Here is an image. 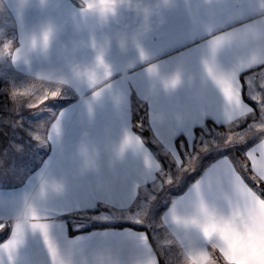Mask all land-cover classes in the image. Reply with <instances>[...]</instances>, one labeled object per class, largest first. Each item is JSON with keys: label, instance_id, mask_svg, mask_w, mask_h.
<instances>
[{"label": "crops", "instance_id": "crops-1", "mask_svg": "<svg viewBox=\"0 0 264 264\" xmlns=\"http://www.w3.org/2000/svg\"><path fill=\"white\" fill-rule=\"evenodd\" d=\"M172 2L121 0L117 8L116 0H0V45L13 41L10 56L0 55V77L67 91L32 137L22 139L23 128L0 123V233L6 232L0 264H172L165 256H181V250L164 243L175 230L170 218L187 214L198 200L224 209L234 194L231 166L248 185L236 161L221 155L168 196L150 223L152 209L146 223L127 219L145 207V192L160 180L167 155L191 146L198 129L248 117L254 103L248 84H264V63L240 65L247 49L207 50L212 35L247 27L254 0ZM213 8L219 15L209 29ZM209 57L225 70L223 79L240 85L246 107L225 100ZM98 64L104 71H95ZM261 143L264 134L245 155ZM31 208L49 225L55 260L43 235L27 227ZM96 210L100 222L74 228L76 217ZM16 224L25 231L10 260L4 245ZM185 235L204 246L197 232Z\"/></svg>", "mask_w": 264, "mask_h": 264}, {"label": "clouds", "instance_id": "clouds-1", "mask_svg": "<svg viewBox=\"0 0 264 264\" xmlns=\"http://www.w3.org/2000/svg\"><path fill=\"white\" fill-rule=\"evenodd\" d=\"M237 5L239 0H236ZM125 5L127 0H124ZM165 7H172V0H162ZM209 6L213 5V0H207ZM112 5H109L111 9ZM116 7H121V0H116ZM219 15V9L213 8L209 13V29L215 22L216 16ZM236 18V17H234ZM218 36L226 38V45L237 44L242 48L247 49L248 56L242 60L240 65H247L251 62L255 64L257 58L264 61V0H254V9L252 17L247 22V27L242 31H228L220 34L212 35L207 41V50L213 52V41ZM246 41V43H244ZM223 46V47H224ZM216 48L215 52L219 49ZM13 49V41L6 40L0 45V55L9 54ZM10 56V55H6ZM209 66L213 72L217 73L220 80L223 79L222 73L225 71L218 67L216 60L209 57ZM245 67V66H244ZM93 70H89L91 72ZM98 72L104 71L103 65L98 64L96 70ZM80 73L77 72L76 76L79 78ZM238 83V78L236 77ZM60 85L52 88H47L42 84L35 85V98L36 103L32 106L38 107L44 104L50 98H55L60 95ZM52 92L57 95L53 97ZM196 158L189 159L187 163L181 161L178 167L182 170H190ZM251 179L255 181L257 187L264 184V177L255 174L250 170ZM241 177V176H240ZM234 194L226 198V206L224 209L212 207L203 200H198L192 207L191 211L187 214H176L170 218L169 223L175 229L170 231L169 238L164 241L166 245H175L180 248V264H194L192 257H197L196 264H230V261L225 256V251L228 250L229 245H237L246 239L247 232H252L254 237L259 240L264 237V197L258 192L249 187L241 177L240 181L233 178ZM250 210L252 214L250 215ZM206 215L214 216L218 220H223L230 225V231L221 238L219 232H213L210 236H205L198 225L204 223ZM196 221L197 224H193ZM3 225V224H0ZM5 227V225H3ZM195 231L203 241V247L196 246L185 234ZM259 247V245H258ZM240 257H237L239 259Z\"/></svg>", "mask_w": 264, "mask_h": 264}, {"label": "rangeland", "instance_id": "rangeland-1", "mask_svg": "<svg viewBox=\"0 0 264 264\" xmlns=\"http://www.w3.org/2000/svg\"><path fill=\"white\" fill-rule=\"evenodd\" d=\"M5 57L7 58L6 55ZM2 62L6 63V59ZM7 78L9 77H0L2 80L0 82V112H3L5 116L3 119H0V123L4 122L6 126L9 124L13 131H20L19 128H23V131L26 132V137L22 134V139H27L29 136L32 137L34 131L42 132L41 128L46 125V122L51 116L50 114H53L56 107L60 104V102L58 103V97L67 94V91L60 87V95L55 98H50L38 107H34L32 105L36 103L35 86L25 87V84H21V80H16L15 78L7 80ZM48 88L50 89L52 87ZM17 91L27 92V95H14ZM247 95L254 101L252 113L231 126L205 127L200 130L196 141L191 146L188 148H180V151L169 154V157L167 155L160 180L151 190H147V193L145 192L146 195L148 194L145 207L140 210L136 209L135 214L132 216L129 214L127 219L133 221V219L139 220L141 218L143 219V223H146L147 220L144 221V218L147 219V213L152 209L148 219V223H150L153 214L161 211L163 208L166 198L181 191L188 181L212 158L227 155L234 159L236 163L245 164L243 158L246 156V148L264 134V131H255V128L264 125V87L260 88L258 85L254 87L250 82L247 88ZM43 111H48L46 118L38 120L31 118L35 117L36 113H42ZM21 115L28 116L29 118L21 117ZM229 136L234 138L231 144L226 143ZM241 138L243 139L241 140ZM193 157L196 160L190 170H182L181 167H178L177 158L187 163ZM0 159L2 158L0 157ZM16 169L19 170L20 168L16 167ZM3 175V168H0V177ZM169 178L171 179L170 183L167 182ZM97 211L99 210L76 217L77 221L73 223L74 228H82L100 222L99 217L94 216V213ZM146 226L150 227L151 225ZM5 234L6 232L2 231L0 233V239ZM162 254L165 256L166 253H163L162 250ZM169 254L170 256H167V258L165 256L166 260H173L172 264H180L179 254L177 256L171 254V252Z\"/></svg>", "mask_w": 264, "mask_h": 264}, {"label": "snow or ice", "instance_id": "snow-or-ice-1", "mask_svg": "<svg viewBox=\"0 0 264 264\" xmlns=\"http://www.w3.org/2000/svg\"><path fill=\"white\" fill-rule=\"evenodd\" d=\"M48 41V35L45 33L44 35V42L45 45ZM226 42V38L224 36H218L215 41H213L214 48L213 53H215L216 48L223 47ZM15 61V57L13 58ZM264 63L262 62H255V64ZM175 81H173V84ZM219 85L221 87V91L224 94L225 100L231 105L235 103L236 106H244L241 94H240V85L238 88L234 87L231 80L224 78L220 80ZM239 84V83H238ZM264 87V84L261 85ZM14 95H27V92L24 91H17ZM51 95L55 97L57 95L56 92H52ZM249 111L251 109L248 108ZM54 131L58 132V127L54 126ZM255 131H264V125L255 128ZM50 138V137H49ZM233 137L229 136L226 140V143L231 144L233 142ZM243 138H241L242 140ZM247 156V164L244 165L246 168L250 166V170H252L255 174L264 177V143H261L258 147V150L253 152H249L246 154ZM177 163L180 164L181 161L177 158ZM231 174H232V185H233V178L236 181H240V175L235 171L234 166H231ZM167 182H171L169 178ZM264 210V209H262ZM250 215L252 214L250 210ZM29 217L31 223L28 224V228L32 231H39L44 238L45 243L48 245L49 251L53 257V260L56 259V249L52 242L49 240L48 230L49 225L45 222H41L39 215L37 214L35 208H31L29 210ZM137 222H140L137 220ZM195 225L197 224L196 221H192ZM200 227L203 234L207 237L210 236L213 232H219L221 238L230 231V225L223 221L218 220L214 216L206 215L205 221L203 224L198 225ZM4 228L3 225H0V230ZM25 226L21 224L15 225V230L13 232L12 239L9 240L5 245L4 248L7 250L9 259L13 257L14 253L16 252L17 248L22 242L24 236ZM144 239H147L145 236ZM259 245V247H258ZM226 258L230 261V264H264V237H260L259 240L254 237L252 232H247L246 239L241 241L237 245H229L228 250L225 251ZM237 257H240L237 259ZM194 264L197 262V257H192Z\"/></svg>", "mask_w": 264, "mask_h": 264}, {"label": "trees", "instance_id": "trees-1", "mask_svg": "<svg viewBox=\"0 0 264 264\" xmlns=\"http://www.w3.org/2000/svg\"><path fill=\"white\" fill-rule=\"evenodd\" d=\"M219 127H223V126H219ZM200 132V129H198V133ZM141 133H145V130H143V132ZM245 158H243L245 164H240L239 162L237 163V167L238 170L240 171V173L242 174V176L244 177V179L246 180V182L248 183V185L254 189L256 192H258L262 197H264V184H261L259 187H257L256 183L254 180L251 179V173H250V166L248 168H246L244 165L247 164V157L244 156Z\"/></svg>", "mask_w": 264, "mask_h": 264}, {"label": "built area", "instance_id": "built-area-1", "mask_svg": "<svg viewBox=\"0 0 264 264\" xmlns=\"http://www.w3.org/2000/svg\"><path fill=\"white\" fill-rule=\"evenodd\" d=\"M4 225V224H3Z\"/></svg>", "mask_w": 264, "mask_h": 264}]
</instances>
